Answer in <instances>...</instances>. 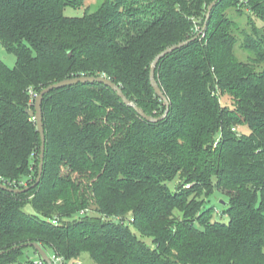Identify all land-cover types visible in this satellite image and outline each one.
I'll list each match as a JSON object with an SVG mask.
<instances>
[{
	"label": "trees",
	"instance_id": "16d2710c",
	"mask_svg": "<svg viewBox=\"0 0 264 264\" xmlns=\"http://www.w3.org/2000/svg\"><path fill=\"white\" fill-rule=\"evenodd\" d=\"M83 1L0 0V45L15 56L0 59V183H35L27 111L51 84L105 77L146 115H166L148 122L98 83L45 95L40 181L0 189V264H32L28 244L92 264H264V0H103L64 15ZM231 7L261 22L241 45L259 72L234 56ZM179 44L155 68L166 108L150 66Z\"/></svg>",
	"mask_w": 264,
	"mask_h": 264
},
{
	"label": "water",
	"instance_id": "95a60500",
	"mask_svg": "<svg viewBox=\"0 0 264 264\" xmlns=\"http://www.w3.org/2000/svg\"><path fill=\"white\" fill-rule=\"evenodd\" d=\"M215 1L212 2L207 10V15H206V20L209 18L210 15V11L212 9V7L214 6ZM183 44H179L176 46H172L166 50H164L162 53H160L159 55H157L154 60L151 63L150 66V71H149V82H150V86L152 87L154 93L156 96H158L160 98V100H162L166 106V108L168 107V100L166 99V97L163 95L162 91L160 90L156 80H155V68L157 66V63L159 62V60L161 58H163L165 55L171 53L172 51L176 50L177 48L181 47ZM78 83H98V84H103L104 86L110 88L113 92H115L116 96L122 101V103L124 105H126L127 107H130L132 109L135 110V112L144 120L151 122V123H156L160 120H162L166 113L158 118H153L150 117L148 115H146L140 108H138L133 102H131L130 100H128L124 94L122 93V90L119 88V86H117L116 84H114L111 80L105 78V77H88V76H81V77H76V78H71V79H65L62 80L60 82L51 84L49 86H47L46 88H44L43 90H41L35 97V101H34V107L32 110H28L27 114L29 115L30 118L34 119L35 123H36V127H37V132L39 134V138H40V153H39V164H38V172H37V178L35 180V183H33L31 186L26 187L24 189H11L8 188L6 185L0 183V189L4 190V191H12L15 193H24L29 191L30 189L34 188L40 181L41 175H42V167H43V158H44V144H45V136H44V128H43V119H42V110H41V104H42V100L43 97L45 95H47L48 93H50L53 90H57V89H61L64 88L66 86H71V85H75ZM220 204L222 206H226V202H224L223 200H220ZM28 248H33L36 253L40 256V258L42 259V261L45 264H51L50 259L48 258V256L46 255V253L41 249L40 246H38L37 244H28L25 245ZM2 254V252L0 253V255Z\"/></svg>",
	"mask_w": 264,
	"mask_h": 264
},
{
	"label": "rangeland",
	"instance_id": "374dc122",
	"mask_svg": "<svg viewBox=\"0 0 264 264\" xmlns=\"http://www.w3.org/2000/svg\"><path fill=\"white\" fill-rule=\"evenodd\" d=\"M103 0H84L82 7L80 9H73V8H65L64 15L66 16H82L84 11L88 12H94L97 10V8L100 6ZM244 12V11H243ZM241 12L237 7H231L229 9L224 10V14L228 16L232 21L235 22V27L231 29V33L235 38V46H234V56L237 61L251 65L256 72H259L262 69L261 64H253L252 60L254 58V55L252 53H249L245 51L241 45L243 42L244 35L247 34L249 36L254 35V26H261V22L257 18H249L246 17V13ZM207 15V12L206 14ZM252 23V25H251ZM255 24V25H254ZM0 59L9 67H13L15 64V56L12 53L7 52L1 45H0ZM219 100L223 105L230 104L231 100L228 95L219 93ZM234 131L237 134L245 133L246 129H244L241 126H236L234 128ZM173 187V186H172ZM221 195H218L214 193V195L211 197L209 201V206H215L217 210H220L221 204H220V197ZM222 198V197H221ZM88 214L89 216H94V207L91 206L84 211H80L76 216L79 215H85ZM215 218H217L215 216ZM222 220L225 222L227 221V218L224 217ZM146 242L149 243L150 239H146ZM26 256L30 258V261H36L38 256L34 254V252L31 249H28L26 252ZM62 258V262L64 264H92L90 260H88L87 255H82L78 258L74 259H68L65 260L64 257L58 255ZM25 258L21 257V261H24Z\"/></svg>",
	"mask_w": 264,
	"mask_h": 264
},
{
	"label": "built area",
	"instance_id": "2783aa9c",
	"mask_svg": "<svg viewBox=\"0 0 264 264\" xmlns=\"http://www.w3.org/2000/svg\"><path fill=\"white\" fill-rule=\"evenodd\" d=\"M49 259L51 261V264H64L62 262V258L59 256H52ZM32 264H44V262L42 261V259L37 258V260L33 261Z\"/></svg>",
	"mask_w": 264,
	"mask_h": 264
}]
</instances>
